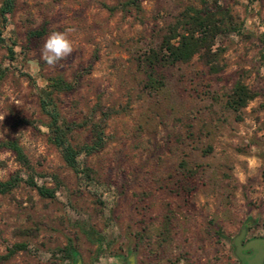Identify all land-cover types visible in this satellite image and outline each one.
Wrapping results in <instances>:
<instances>
[{"label": "rangeland", "instance_id": "374dc122", "mask_svg": "<svg viewBox=\"0 0 264 264\" xmlns=\"http://www.w3.org/2000/svg\"><path fill=\"white\" fill-rule=\"evenodd\" d=\"M127 1L17 0L4 31L15 44L14 60L0 48V141L18 139L34 173L0 152V181L21 171L55 189V197L42 199L23 183L0 196V264H100L102 256H128L137 264H210L261 205L264 0H222L240 31L219 37L213 48L219 73L210 74L195 57L163 70L156 90L146 88L138 58L159 44L164 27L186 6L213 0H140L139 10L123 9ZM68 29L74 51L50 67L40 50L51 32ZM36 30L45 34L32 45L27 35ZM76 74L75 90L57 99L64 119L81 123L96 106L117 112L106 122L103 151L79 158L94 171L90 186L48 142L37 96L49 79L72 83ZM236 81L256 95L238 114L224 107ZM89 140L82 130L72 143ZM181 161L198 170L187 196L177 188ZM166 216L173 229L162 241ZM14 246L25 250L9 256ZM66 249L75 252L73 260Z\"/></svg>", "mask_w": 264, "mask_h": 264}, {"label": "trees", "instance_id": "16d2710c", "mask_svg": "<svg viewBox=\"0 0 264 264\" xmlns=\"http://www.w3.org/2000/svg\"><path fill=\"white\" fill-rule=\"evenodd\" d=\"M140 0H129L122 4V8L133 6L139 10ZM17 0H1L0 5V48L7 50L9 59L14 60L13 47L15 44L5 38L4 31L11 22V17L16 7ZM111 11V9H109ZM239 25L234 21L230 10L222 3V0H213L211 5L201 1V7L186 6L174 19V22L164 27L160 36L159 44L148 48L138 58V63L146 73V88L156 90L162 87L164 77L161 72L167 68L187 64L193 58L198 57L208 68L210 74H217L221 71L218 63V51L212 52L219 37L230 32L238 34ZM43 30L31 31L27 35L28 43L35 44L43 37ZM260 43L264 48V32ZM221 52V49H218ZM264 66V53L261 54ZM81 75L76 74L72 83L66 82L62 77H55L48 80L47 84L37 89L40 112L47 122L42 128L47 134L48 142L59 152L64 165L79 176L86 185H93L96 181L94 171L81 163V156L89 157L100 154L106 146L107 137L105 134L106 122L115 114L114 110L103 111L96 106L81 123L67 121L58 109L57 99L60 94L69 93L75 90ZM3 72L0 71V81ZM256 95L248 89L241 81H236L226 96L225 109L235 114L240 113L249 102L255 99ZM22 124L32 125L33 122L19 121ZM82 130L88 132L89 142L82 145L72 143L75 133ZM0 152L10 153L14 161L27 173H34V168L19 145L18 139L0 141ZM181 176L177 181V188L181 193L191 195L196 188L197 169H189L186 162L181 161ZM21 183L34 189L42 199L52 200L55 197V189L38 185L32 176L26 179L21 176V171L12 174L7 180L0 181V196L10 194ZM180 195V194H179ZM173 224L169 217L164 218L161 240L169 237ZM25 250L23 246H14L9 250V256L16 251ZM67 257H75L73 250H64Z\"/></svg>", "mask_w": 264, "mask_h": 264}, {"label": "flooded vegetation", "instance_id": "af4514ba", "mask_svg": "<svg viewBox=\"0 0 264 264\" xmlns=\"http://www.w3.org/2000/svg\"><path fill=\"white\" fill-rule=\"evenodd\" d=\"M242 231L237 253L234 242ZM116 259L120 264H137L136 259L128 256ZM210 264H264V196L259 208L255 209V216L245 218L228 242L227 251L222 247Z\"/></svg>", "mask_w": 264, "mask_h": 264}, {"label": "clouds", "instance_id": "9594fccd", "mask_svg": "<svg viewBox=\"0 0 264 264\" xmlns=\"http://www.w3.org/2000/svg\"><path fill=\"white\" fill-rule=\"evenodd\" d=\"M53 31L45 40L41 50L40 59H42L50 67H57L60 62L66 60L74 51L73 43L69 39L68 32ZM100 264H120V262L112 256L101 257Z\"/></svg>", "mask_w": 264, "mask_h": 264}, {"label": "water", "instance_id": "95a60500", "mask_svg": "<svg viewBox=\"0 0 264 264\" xmlns=\"http://www.w3.org/2000/svg\"><path fill=\"white\" fill-rule=\"evenodd\" d=\"M243 233H244V231L241 232V235H240V236L235 240V242H234V245H235V247H236L237 253H238V251H239V247H240L239 241H240V239H241Z\"/></svg>", "mask_w": 264, "mask_h": 264}]
</instances>
